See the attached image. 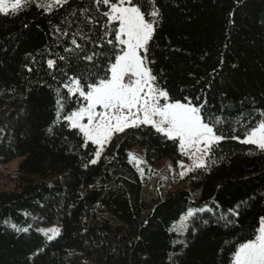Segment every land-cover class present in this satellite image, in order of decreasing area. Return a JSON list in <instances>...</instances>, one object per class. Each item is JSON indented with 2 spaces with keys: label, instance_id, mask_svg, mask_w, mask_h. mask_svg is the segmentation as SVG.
<instances>
[{
  "label": "trees",
  "instance_id": "trees-1",
  "mask_svg": "<svg viewBox=\"0 0 264 264\" xmlns=\"http://www.w3.org/2000/svg\"><path fill=\"white\" fill-rule=\"evenodd\" d=\"M41 2L48 0L0 13V163L18 159L14 187L0 189V264H76L86 257L96 264H230L235 246L253 238L264 217V152L240 142L264 119V0H151L160 13L149 42L157 84L173 99L206 102L205 115L222 118L225 136L206 169L172 188L168 165L158 185L152 174L161 160L182 157L178 141L150 125L126 129L91 164L96 147L81 146L82 135L63 120L84 103L78 94L57 120V93L67 97L61 69L94 70L82 56L109 47L101 39L106 9L95 0H69L46 13L36 7ZM134 147L142 150L144 174L129 162ZM43 225H56L59 235L49 240L38 229Z\"/></svg>",
  "mask_w": 264,
  "mask_h": 264
},
{
  "label": "snow or ice",
  "instance_id": "snow-or-ice-1",
  "mask_svg": "<svg viewBox=\"0 0 264 264\" xmlns=\"http://www.w3.org/2000/svg\"><path fill=\"white\" fill-rule=\"evenodd\" d=\"M33 2L34 0H12L9 8L8 0H0V13H15L24 5ZM68 2L69 0H48L36 4V7L50 13ZM146 2L150 11L138 0H95L97 5L102 4L106 9L102 13L106 20L102 25L101 39L109 47L105 49L101 44L100 52L93 50L91 55L85 53L82 56V59L93 65L94 70L68 75L61 69L67 77L62 83V87L67 90V97L57 93V120L59 121L65 105L76 99L78 94L84 103L64 115L63 120L67 122L69 130H78L82 135L81 146H87L89 142L97 146L94 157L89 161L91 164L97 163L114 134L150 125L167 139L178 141L181 154L192 160L191 166L183 162L179 164L184 169L180 176L184 177L190 172L209 166L208 161L211 160L214 147L225 139L218 128L223 120L218 116L205 115L206 102L196 103L187 96L184 97V102L173 99L167 90L157 84V77L149 67L153 63L149 56V42L153 39L158 23L156 18L160 13L151 0ZM86 23L95 24L96 21L86 18ZM57 31L61 30L58 28ZM62 34L68 35L67 32ZM75 35L73 33L74 37ZM110 36L112 38H108ZM81 39H86V34ZM71 44L80 53H84L83 45L75 38L71 40ZM65 51L73 50L66 48ZM80 53H77V59L81 58ZM59 59L65 61L67 58L61 56ZM56 65V60L47 61L49 69ZM196 99L199 101L200 98ZM98 108L102 111H98ZM261 116L264 117V113ZM85 119L86 123L83 122ZM237 123L240 121L237 120ZM231 138L239 139L235 135ZM240 142L255 145L264 152V119L250 125ZM133 161L137 165L144 162L135 154L129 153V162ZM138 171L142 172V169L138 168ZM235 215H239L238 211ZM191 216L190 210L186 216L181 217V229L186 227V221ZM49 231V240L59 235V229ZM230 264H264V217H260L253 238L235 246Z\"/></svg>",
  "mask_w": 264,
  "mask_h": 264
},
{
  "label": "rangeland",
  "instance_id": "rangeland-1",
  "mask_svg": "<svg viewBox=\"0 0 264 264\" xmlns=\"http://www.w3.org/2000/svg\"><path fill=\"white\" fill-rule=\"evenodd\" d=\"M11 2H12V0H8L9 8L11 5ZM97 110L102 111V109H100V108H98ZM83 122L86 123V119ZM243 139H244V137L242 138V140ZM178 144H179V142H178ZM94 146L97 147L96 145H94ZM140 150H141V148L134 147L133 149L130 150V153H133V154H135V156L139 157L137 152ZM141 153H142V150L140 151V154ZM180 162H183L185 165H188V166H191V164H192V160H190L187 156L182 155V157L175 164H173L171 161L168 162L166 160H161L159 164L155 165L153 168L154 173L152 175L155 177V180L157 181V185L159 184L158 178H159L161 171L164 172V166L168 165V167H169L168 172L170 175L169 180H170L171 185L167 186V188H172V186L177 187V184L179 182V178L180 179L182 178L180 176V173L182 171H184V169L179 166ZM17 163H18L17 158L13 159L7 163H0V189H2V188L11 189L14 187V182H15L14 176H15V169H16ZM137 166L140 169H142L139 165H137ZM142 172H143V170H142ZM143 174H144V172H143ZM163 174H162V176H163V179L165 181L168 179V177H167V175H163ZM162 185L165 186L166 183L163 182ZM150 188H151V180H150V182L148 181V183L146 185V191H149ZM180 223H182L181 220H180ZM38 229L48 237V235H51V232L49 230L50 229H58V227L56 225H43V226H40ZM76 264H96V263L91 258L86 257V258H83L79 263H76Z\"/></svg>",
  "mask_w": 264,
  "mask_h": 264
}]
</instances>
